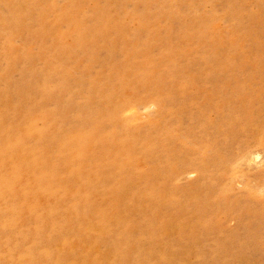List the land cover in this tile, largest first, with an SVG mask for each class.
<instances>
[{
    "label": "rangeland",
    "instance_id": "374dc122",
    "mask_svg": "<svg viewBox=\"0 0 264 264\" xmlns=\"http://www.w3.org/2000/svg\"><path fill=\"white\" fill-rule=\"evenodd\" d=\"M0 264H264V0H0Z\"/></svg>",
    "mask_w": 264,
    "mask_h": 264
},
{
    "label": "bare ground",
    "instance_id": "6f19581e",
    "mask_svg": "<svg viewBox=\"0 0 264 264\" xmlns=\"http://www.w3.org/2000/svg\"><path fill=\"white\" fill-rule=\"evenodd\" d=\"M257 158H259V155H256Z\"/></svg>",
    "mask_w": 264,
    "mask_h": 264
}]
</instances>
